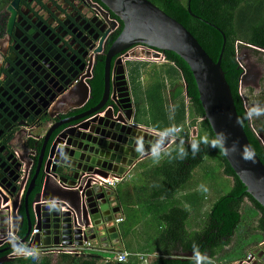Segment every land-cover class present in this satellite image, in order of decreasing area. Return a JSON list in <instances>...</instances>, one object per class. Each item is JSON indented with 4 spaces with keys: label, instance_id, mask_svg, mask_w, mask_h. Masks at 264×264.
Here are the masks:
<instances>
[{
    "label": "water",
    "instance_id": "95a60500",
    "mask_svg": "<svg viewBox=\"0 0 264 264\" xmlns=\"http://www.w3.org/2000/svg\"><path fill=\"white\" fill-rule=\"evenodd\" d=\"M100 1L123 24L107 57L104 99L110 91L113 57L126 52L125 59L134 58L129 52L137 45L148 46L164 55L166 52L178 55L193 74L205 119L226 160L244 184L247 193L264 208V163L246 135L221 66L226 45L224 32L209 23L224 39L222 52L215 62L180 22L149 0ZM18 2L15 0L13 5L17 6ZM188 11L192 14L190 6ZM242 45L244 49L237 58L239 63L244 64L241 89L248 86L258 88L260 71L248 58L251 52L264 50L248 44ZM114 74L123 80L124 96L128 101L127 113L114 115L111 111L110 115L100 117L102 102L86 115L96 114L95 120L99 123L96 131L100 129L103 138L86 140L84 130L87 125L84 123L64 131L65 137L69 138L67 140L52 143L45 140L43 154L39 159V165H44L40 189L32 195L38 177L36 174L24 201H20V193L10 201V192L14 190L12 183L17 178L3 187L9 197L0 191V244L8 241V246L0 253L20 250L36 255L41 250L53 247L78 248L96 237L104 239L106 234H109L110 239L119 241V232L114 225L118 219L117 211L112 206L114 195L106 192V188L94 178H124L137 163L169 147L173 142L169 136L133 124L134 110L126 67L123 65L122 70ZM10 178L8 176L4 180ZM24 226L26 229L20 234ZM35 230L38 232L33 235ZM23 246L27 248L23 249ZM192 257L193 253L184 255V258ZM243 260L234 264H243ZM9 261L12 260L8 257L0 260ZM248 264H264V246L254 260H248Z\"/></svg>",
    "mask_w": 264,
    "mask_h": 264
},
{
    "label": "flooded vegetation",
    "instance_id": "af4514ba",
    "mask_svg": "<svg viewBox=\"0 0 264 264\" xmlns=\"http://www.w3.org/2000/svg\"><path fill=\"white\" fill-rule=\"evenodd\" d=\"M14 1L0 0V191L9 197L3 187L17 178L10 201L19 193L24 201L36 174L32 195L40 189L45 140H67L63 132L84 123L86 140L103 138L96 114L86 116L102 102L100 117L127 113L123 80L114 74L125 66L126 52L112 59L104 99L107 57L123 29L120 19L100 0H19L17 6ZM257 62L252 63L260 71L258 88L250 90L255 108L264 97V71ZM105 190L116 200L113 188ZM7 246L8 241L0 244V251ZM13 252L0 253V260ZM36 255L55 254L45 249ZM9 259L0 264L17 260Z\"/></svg>",
    "mask_w": 264,
    "mask_h": 264
},
{
    "label": "trees",
    "instance_id": "16d2710c",
    "mask_svg": "<svg viewBox=\"0 0 264 264\" xmlns=\"http://www.w3.org/2000/svg\"><path fill=\"white\" fill-rule=\"evenodd\" d=\"M149 1L180 22L215 62L218 61L222 52L224 39L222 34L210 24L216 25L224 32L226 45L221 66L230 85L246 135L258 157L264 163V108L261 111L260 124L255 129L252 119L255 118L257 110H250L252 94L248 93L250 94L248 97L245 93V96L243 90L241 94L243 68L237 59V48L244 49L243 45L237 47L238 42L264 50V0ZM189 6L192 14L188 11ZM254 52L256 53V51ZM165 56L182 70L189 101L195 112L204 120L200 123L197 136L193 137L191 141H175L163 152L159 162L151 165L140 164V167H145V169L143 177H141L143 179L140 180L141 185L134 188L137 201H140L141 195L144 193L148 194V201L152 203L174 199L182 187L192 179L194 171L209 154H218L222 157L224 173L234 179V186L227 195L214 204L205 228L201 232L192 234L187 232L186 221L190 214L179 206H174L161 215V221L167 226L158 237L156 249L150 250L151 252L159 251L162 255L153 264H210L207 260L199 261L197 258L205 257L218 260L219 254L230 246L237 236L236 248H232L231 251L238 247L240 252L237 250L238 256L227 260L228 263H232L243 258L241 255L244 248L243 235L247 229L255 227L264 240V208L247 193L244 184L235 175L226 160L208 120L205 119L197 84L189 66L173 52H166ZM99 78H102V71ZM178 110L179 105H175L174 112L177 113ZM179 114L184 115V111ZM132 212L128 209L127 220L130 224L135 221V215ZM158 215L160 216V212ZM180 248L182 252L193 253L194 257L184 259L182 256L173 254ZM104 260L97 252L81 256L61 254L62 264H99ZM7 264H54V262L51 255H32ZM117 264L136 263L129 261Z\"/></svg>",
    "mask_w": 264,
    "mask_h": 264
},
{
    "label": "crops",
    "instance_id": "0c3cea01",
    "mask_svg": "<svg viewBox=\"0 0 264 264\" xmlns=\"http://www.w3.org/2000/svg\"><path fill=\"white\" fill-rule=\"evenodd\" d=\"M125 67L134 110L133 124L138 127L169 136L174 142L181 141L183 139L185 142H189L193 137L197 136L198 130L200 129V123L204 119L200 118L192 107L188 98L184 75L175 62L167 57L162 62L144 61L135 57L125 60ZM251 88V86H248L244 89L248 92ZM175 105H179L177 113L174 112ZM182 111H184V115H178V113H182ZM178 128H182V130L178 131ZM169 147L162 149L158 153L150 155L137 163L129 175L124 177L121 182L113 188L116 197V200L114 201L115 204H117V207L113 204L115 207H113V210L117 211L118 219H123V221L119 224L117 223L118 219L114 223L119 232V241L110 239L109 234H106L104 239L96 237L91 241V243L95 246L94 250L88 251L87 254H92L94 252H113V254H116L118 252L125 251L134 255L129 258V261L132 263L146 264L139 259L138 255H151L152 257L150 258V262L148 264H153L156 259L162 256L159 251H150L156 249L158 246L156 245L158 237L162 233L161 231L166 228L161 225L163 222L160 219L161 215L168 212L172 207L179 206L189 212L190 218L191 209L206 208L197 191L188 193L187 191H183L180 195L181 197H184L183 200L177 199V194L174 199L159 203H152L151 201H148V194L144 193L141 195L140 201H137L136 191L134 189L135 186L132 185L131 181H129V178L132 177L133 171L137 167H140L141 163H148L150 160L159 156L162 157L163 152H165ZM160 158L157 162H159ZM157 162L153 160L151 164ZM141 169V172L136 174L133 179H137L138 175L143 176L145 168L141 167ZM222 173L226 179H229L232 183L233 188L234 179L226 176L223 168ZM132 201L135 202L132 204ZM178 201L181 202V204L183 203L186 207H184V205H178ZM146 207L147 209H145ZM128 209L132 210V213L135 215V221L132 222V224H130L127 220ZM159 212L160 216L158 215ZM153 218L155 223L153 222ZM187 221L186 230L188 233L192 234L201 232L205 228L191 231L187 227ZM164 224L167 226L166 223ZM254 224L257 225L256 222H254ZM256 233H258V231L255 230V227H251L247 229V232L244 235H242L244 238L247 234ZM234 239L235 241H232L231 245L226 247L219 254V258L217 257L218 260L205 257H199L197 260H207L210 264H234L239 262V259L232 263H228L227 261L230 258L238 256V253L236 252L237 250H234L236 248L235 245L238 242L237 236ZM263 241L264 240H260L259 242L249 245L244 244V248L241 253L243 256L242 259H246V257L250 254L257 253L260 250L259 244ZM129 243H132L133 246L129 245ZM232 248H234L233 251H231ZM237 249L239 251L238 247ZM173 254L184 258V255L188 253L182 252V249L180 248L179 251H174ZM108 260L109 259L104 260L99 264H107Z\"/></svg>",
    "mask_w": 264,
    "mask_h": 264
},
{
    "label": "rangeland",
    "instance_id": "374dc122",
    "mask_svg": "<svg viewBox=\"0 0 264 264\" xmlns=\"http://www.w3.org/2000/svg\"><path fill=\"white\" fill-rule=\"evenodd\" d=\"M261 54L262 55H260L258 51L256 50V53L251 52L249 54L248 59L249 61L253 63H256V61L258 60L257 63H259V65L261 66V71L262 70L264 71V53H261ZM245 93H247L248 97H250L251 91L247 92L245 89H243V94L245 95ZM255 94H258V93L256 92ZM253 99L254 97H252V103L254 102ZM257 102L258 104L256 108L252 105V103L250 104L251 111L257 110L255 118L252 119L253 128L255 129H257V126L260 124V119L262 118L261 111H262V108H264V97L260 100H257ZM160 157L161 156L153 160L157 162ZM153 160H150L148 162V165H151ZM141 170H142L141 167H137L133 171L132 177L129 178V181H131L132 185H134L135 187L141 185L142 183L140 180L143 179L141 178L143 176L138 175L137 179H133L136 174L141 172ZM231 189H232V183L229 181V179H226V177L222 173V157L218 154H209L205 158L203 163L200 166H198V168L194 171L192 179L182 187L181 191H179L177 195V199L183 200L184 197L180 196L183 191H187V193L197 191L201 198V201L206 206V208L204 209H201V208L191 209V217L187 221L188 229L191 231H195V229L204 228L206 225L208 216L214 204L220 198L227 195L231 191ZM178 205H184V204L183 203L181 204V202L178 201ZM147 207L145 209H147ZM184 207L186 206L184 205ZM153 222L155 223L154 218H153ZM161 225L166 227L163 222L161 223ZM260 240H263V236L261 234H258V233L247 234L244 236L243 244L249 245V244L259 242ZM234 241L235 239L233 240V242ZM129 245L133 246L132 243H129ZM98 255H100L105 260L107 259L111 260V259H114L116 254L98 253ZM51 256L53 258L54 264H62L61 254H55Z\"/></svg>",
    "mask_w": 264,
    "mask_h": 264
},
{
    "label": "built area",
    "instance_id": "2783aa9c",
    "mask_svg": "<svg viewBox=\"0 0 264 264\" xmlns=\"http://www.w3.org/2000/svg\"><path fill=\"white\" fill-rule=\"evenodd\" d=\"M242 42H238L237 47L239 45H242ZM255 47V46H254ZM241 50H239V48H237V56L240 54ZM129 54H133L134 58L136 57L139 60H144V61H151V62H162L166 59V56L158 51L155 50L153 48H150L148 46L145 45H137L136 47H134ZM127 60V59H125ZM240 66L244 69V64L240 63ZM241 94H242V89H241ZM245 106L247 107V104L245 103ZM182 128H178V131H181ZM182 142H185V140H181ZM171 142H174L173 139H171ZM123 178L119 179V178H110V179H104L102 177H98L96 176L94 178V180L98 181L100 185L104 186L105 188H114L117 184H119L121 182ZM123 221V219H118L117 223H121ZM38 231L35 230L33 232V235L36 234ZM12 234V233H11ZM13 235V234H12ZM264 246V241L259 244V248L261 249ZM94 245L91 242H87L85 243V245L83 247H78V248H74V247H63V246H59V247H53L51 249H49L50 253L53 254H70V255H84L87 254L88 251L90 250H94ZM15 252H13L12 254L9 255L8 258H23V257H29L32 256L33 253H25V252H21L19 250H14ZM19 251V252H18ZM131 256H134L133 254H130L128 252H118L116 253L114 259L108 260L107 262H115V263H128L129 258ZM139 259L142 262H145L146 264H148L150 261V258L152 257L151 255H138ZM255 254H250L246 257V259L243 260V264H248V260H254Z\"/></svg>",
    "mask_w": 264,
    "mask_h": 264
}]
</instances>
